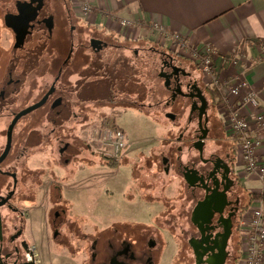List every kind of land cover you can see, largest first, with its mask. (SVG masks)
I'll use <instances>...</instances> for the list:
<instances>
[{"label":"flooded vegetation","instance_id":"flooded-vegetation-1","mask_svg":"<svg viewBox=\"0 0 264 264\" xmlns=\"http://www.w3.org/2000/svg\"><path fill=\"white\" fill-rule=\"evenodd\" d=\"M143 44L84 22L74 13L71 0H0V264H38L26 234L31 197L44 188L43 173L31 170V137L46 127L62 131L73 130L79 123L89 126V118L82 116L86 102L141 113L171 109L177 116L165 112L164 117L172 123L185 115L173 156L161 155L157 163L145 162V168L151 167L157 170L153 175L163 177L174 172L190 204L186 230L178 227L172 209L165 219L167 229L158 226L162 213L150 225L137 221L112 225L107 233L92 237L90 264H159L164 242L159 231L175 238L176 227L193 264H206L216 253L224 230H230L227 259L233 261L229 248L252 202L251 193L240 181L235 144L225 139L220 96L200 79L195 65ZM143 50L158 57L154 77L159 88L153 87L154 99L147 103L143 102L141 77L121 79L118 75L131 64L128 61L134 62L133 71L138 74ZM116 52L118 58L111 60V53ZM84 66L89 67L87 79L91 80L78 78ZM168 114L174 118H167ZM182 145L190 149L186 157ZM67 152L66 159H59V167L75 163L78 146L64 143L58 153ZM132 170V181L143 182L135 176L140 170ZM48 188V193H56L55 199L48 200L55 209L49 220L54 241L62 237L59 230L63 225L73 224L66 220L67 209L61 207L66 204L61 201L60 186L52 180ZM208 196L219 200L212 208L220 207L224 196L222 213L212 212L208 218L199 211L196 219V208ZM205 220L207 223L202 222ZM61 239L67 246V239Z\"/></svg>","mask_w":264,"mask_h":264},{"label":"rangeland","instance_id":"rangeland-1","mask_svg":"<svg viewBox=\"0 0 264 264\" xmlns=\"http://www.w3.org/2000/svg\"><path fill=\"white\" fill-rule=\"evenodd\" d=\"M71 1L73 11L76 16L81 18L84 22L90 24V20L93 19L92 16L94 15V13L92 11L87 15L83 12V7L84 5H86L85 0ZM92 25H94V23ZM117 25H119V27ZM117 25L115 26L116 29H128L127 27L121 26V22H118ZM95 26L99 27L97 25ZM152 35L153 34H151V36ZM143 42L144 44L148 43L149 46L155 47L156 49H162L163 51H166L170 54L182 57L183 59L187 60L192 65H195L197 67V65L194 63L195 57L193 56L195 52L191 49H182L181 47H177V45H174L176 46L175 48H169L166 44L159 41V39L157 38H148ZM116 54L111 53V60L118 58V52H116ZM125 55L130 57L129 52H126ZM140 56L142 60V66L139 69L138 74H135L133 71V69L135 68L134 62L128 61L131 62V64L128 63L129 65H131V69L130 66L127 65L120 71L118 75L121 79H125L127 76L133 77L135 75H137V77H141L144 96L143 102L147 103L153 101L154 99V97H152L151 95V90L153 89V87L155 85L157 87L158 85L159 88V83L154 77V69L155 65L157 64L158 57L157 55L148 53L145 50H143V53ZM88 66H84L83 68H81L80 71L83 72L79 75L78 78L84 77L85 79H87V77L89 76L87 72L89 71L90 67ZM199 75L200 79L205 80L206 83L208 82L205 78H202L200 73ZM94 77L95 79H97L96 76ZM87 80H91V78ZM162 98H164V95L162 96ZM220 103H222V99ZM84 105L88 107L83 110L82 116L89 118V126L84 125L83 127L82 124L79 123L78 126L74 125L75 128L73 130L64 129L62 131H50V127H46L45 129L42 128V132H35L34 135L32 134L30 145L31 150L29 156L31 162V170L39 171L43 168L42 171L44 172L42 175L44 188L40 190V195H38V204L42 205V208L46 212L51 209L48 202V187L50 183H52V180L54 182V180L56 179L55 173L61 172L59 167V159H66L69 155L68 152L62 156H60L58 153L59 148L64 143L68 142L71 145L78 146L79 156L81 159L79 160L75 158V164L79 163L81 168H85L92 164L91 156L98 157L96 162L100 163L101 167L98 166L91 168L90 175L93 177L89 176L90 178H88V176H85L84 179L86 180H84L81 185L87 186L88 183L94 185L96 189L92 193L96 195V202H102L103 204L107 203L108 205L106 207L112 213L120 215L117 216V220L134 218V220H136L137 222H143L147 225H150L152 219L151 217L159 211L163 215H161L162 218H160L158 221V226L161 230H163L167 229L168 227L165 219H168V214L171 213L172 209L174 210L173 214L175 215L178 227H182L186 230L187 218L189 213L188 207L190 204L187 198V193L185 192L184 187H182L181 183H179L175 179V177L177 176L174 172L171 171V174L169 176L163 177L161 173L153 175V173H156V170L152 169L153 173H151L146 178L144 176L141 177V174L135 175L138 176L143 182H138V184L137 182L131 180V183H128V169H130L131 172L132 167H135L136 170V167L139 165L141 166L140 171H142V173H150V171H148L150 169L145 168V162L152 161L154 163H157L161 155H169L170 157L173 156L175 147L178 146L176 139L181 132V126L185 122V115H179L177 117L178 123H172L164 117L165 112L174 113L171 109H155L151 111L147 109L142 111V113L140 111H136V114L135 111H128L129 109L119 107L108 109L107 107H103V104H95L93 102L88 104L86 102ZM175 116H177V114ZM219 117L220 121L222 120L225 122L224 119L227 116L224 114L223 105L219 112ZM225 125L226 124L222 126L225 128ZM114 127H121L125 131L128 138V149L124 153V157L116 162V169L106 167V163H113L114 161L107 162V160L103 159V147L99 143L101 132L111 130ZM224 133H226V131H224ZM225 135L226 141L230 140L231 143H233L229 136L230 132H228V134L226 133ZM76 140L78 143L74 142ZM155 144L158 145V148H156V150H154V152L152 151L151 153V147ZM182 148L183 157H186L190 149L184 147L183 145ZM148 156L151 158H146ZM241 163V157L236 153V164L239 169L241 167ZM239 177L246 191L251 194H256L257 192L259 194L260 189L257 182L245 180L240 175ZM155 179H157V181H155ZM126 183H128V186L125 185ZM123 186H126L125 189L123 188ZM123 189L124 199L128 202L127 208L123 206L121 200V192ZM150 189H154V193L158 195V199L161 201L151 203L150 205H145L147 202L143 198L147 194H149ZM163 197L169 200L168 204H164L162 202V200H164ZM253 205H255V202H252L250 206ZM61 207L66 208L65 205H61ZM164 207L168 208V211L165 212ZM54 211L55 209H51L50 212H47L48 220L51 219V215H53ZM71 218L74 221L72 227H70L69 224H65L59 230L60 235L67 239L68 245L65 246L66 248L62 247V237L60 238L58 236L56 237L54 242H52L50 239L51 237L49 238L47 234H43L42 223L40 222L41 230L37 237L38 241H35V243H31L32 241L30 242V245L35 250L38 264H90L89 252L92 237L96 239L101 234L107 233L106 231L108 229L113 228L111 226L108 228H104V230H99L98 228L94 229L91 223L85 222L82 224L80 223V221L76 220L77 216L74 213L71 217L68 214L66 215V220L69 223H71ZM178 227H176L175 230V238L170 237L165 232L159 231V233H162V237L164 239L163 244H161L162 253L160 254L161 257L159 259V264H193L192 255L189 249L186 247V244L181 243L179 230L177 231ZM93 229L95 231H93ZM26 234L27 238L30 240L28 226ZM84 235H88V237L85 238ZM59 248H63L66 253L62 250L58 251ZM229 250L232 252V255L234 257V241H232ZM232 263L233 261H231L230 258L227 259L226 264Z\"/></svg>","mask_w":264,"mask_h":264},{"label":"crops","instance_id":"crops-1","mask_svg":"<svg viewBox=\"0 0 264 264\" xmlns=\"http://www.w3.org/2000/svg\"><path fill=\"white\" fill-rule=\"evenodd\" d=\"M85 3L94 13L90 24L94 23L123 40L144 41L148 38H157L169 48H175L173 42L164 37L178 36L188 49L197 54H202L210 48L215 52L213 72L219 81L223 83L244 79L258 99L264 102V0H85ZM121 21L131 22L133 26L128 29H116L115 26ZM154 26L164 34H160L153 28ZM201 76L205 78L202 74ZM156 148L158 145H153L151 153ZM76 159L81 158L77 155ZM97 159L98 157L91 156L92 164L85 168H81L79 163H74L67 167H60L61 172L55 173L57 179L54 180V184H58L61 188V201L66 204L67 214L71 217L74 213L77 216L76 220L80 223H91L94 229L99 230L136 221L134 218L117 220V216L120 215L112 213L106 207L107 203L96 202V195L92 193L96 189L94 185L90 183L87 186L81 185L86 180L85 176L93 177L90 175L91 168L101 167V164L96 162ZM136 168L140 170L141 166L138 165ZM148 169L150 173L153 172V168L148 167ZM42 170L43 168L39 171L44 173ZM132 172L133 170L130 172L128 169V183H131ZM150 173L140 171L141 177L145 178ZM128 183L125 185L128 186ZM126 186L123 188L125 189ZM124 189L121 192V200L123 206L127 208L128 202L123 196ZM38 195L33 193L28 212L30 215L27 224L30 233L29 243L38 241L40 222L43 234L51 237L48 211L46 212L43 206L38 204ZM48 195L55 199L56 193L52 190ZM158 198L154 189H150L149 194L143 199L147 202L145 205H150L160 202ZM159 213L161 212L158 211L153 215L151 221L157 220L160 217ZM70 222L74 224L72 218ZM51 241L54 242L52 239ZM61 250L65 252L63 248L58 249V251Z\"/></svg>","mask_w":264,"mask_h":264},{"label":"built area","instance_id":"built-area-1","mask_svg":"<svg viewBox=\"0 0 264 264\" xmlns=\"http://www.w3.org/2000/svg\"><path fill=\"white\" fill-rule=\"evenodd\" d=\"M83 12L87 15L92 8L86 4ZM121 26L130 28L133 23L121 21ZM160 34L161 30L157 29ZM182 49L187 45L178 36L164 37ZM183 54V52H182ZM194 63L222 99L224 107L225 131L235 144L236 153L242 163L239 175L245 180L255 181L259 185V194H264V102L244 79L232 82H220L213 72L215 52L207 48L202 54L194 53ZM100 145L102 156L107 161H119L126 150V134L120 127L101 132ZM240 256L237 264H264V200L255 202L244 214L239 226Z\"/></svg>","mask_w":264,"mask_h":264},{"label":"water","instance_id":"water-1","mask_svg":"<svg viewBox=\"0 0 264 264\" xmlns=\"http://www.w3.org/2000/svg\"><path fill=\"white\" fill-rule=\"evenodd\" d=\"M167 118L169 119H173L174 117L172 115H166ZM205 137H200L198 142L199 144L202 142V140ZM186 178V177H185ZM222 200H220L221 202V206L220 207H216V208H212V206L219 204V200L216 201L214 196H208L206 198V200L202 203H200V207H197L195 210V218H198L199 215V211H201V216H203V211L206 213V217H211L212 212L221 214L222 213V205L224 204V196L221 198ZM203 223H207V220L202 221ZM230 235V230L225 229L224 233L222 234V239L220 242V245L218 247H216V253L213 254L211 256V258L209 259V261L206 264H226L227 262V245H228V238ZM197 264H202V261H199Z\"/></svg>","mask_w":264,"mask_h":264},{"label":"trees","instance_id":"trees-1","mask_svg":"<svg viewBox=\"0 0 264 264\" xmlns=\"http://www.w3.org/2000/svg\"><path fill=\"white\" fill-rule=\"evenodd\" d=\"M107 166H109V168H116V163H106ZM260 199H263L264 200V194L263 195H260V194H251V202H256ZM146 200H150L149 198H146ZM162 202L164 204H167L169 201L167 199L164 198V200H162ZM238 228H239V225H238ZM237 234L235 235V239L233 240L234 241V246H235V251H234V257H233V263L232 264H237V261L239 259V256H240V252H241V248H240V245H241V242H240V236H239V230L237 229Z\"/></svg>","mask_w":264,"mask_h":264}]
</instances>
